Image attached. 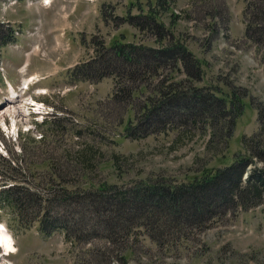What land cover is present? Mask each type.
<instances>
[{"label": "rangeland", "instance_id": "374dc122", "mask_svg": "<svg viewBox=\"0 0 264 264\" xmlns=\"http://www.w3.org/2000/svg\"><path fill=\"white\" fill-rule=\"evenodd\" d=\"M41 1L0 0V32L13 28L15 34L12 41L0 36V179L18 175L44 181L54 166L53 185L67 184L84 199L62 202L69 225L97 234L75 241L62 231L44 236L38 220L27 227L14 207L0 206V224L15 247L6 253L0 245V264H264V199L193 223L191 213L173 220L175 205L130 219L137 207L111 197L100 200L99 208L83 193L112 184L187 182L248 154L243 139L258 130V106L264 105V31L248 36L246 21L254 9L263 15L264 0ZM148 14L163 22L166 37L156 34ZM99 40L106 46L177 40L197 57L202 77L194 79L178 62L177 69L163 67L157 75L146 72V79L128 80L132 95L114 97V76L94 81L71 74L75 63L93 57ZM30 72H39L33 73L39 79L25 89L23 78ZM164 78L203 86L225 99L227 109L240 97L242 110L228 115V125L235 119L225 131L227 118L210 119L212 125L208 120L219 110L216 100L208 113L204 109L212 101L175 108L166 112L168 122L150 118L154 132L129 136L133 127H127L137 123L143 104L158 94V79ZM29 94L33 103L51 105L48 112H34L39 109L27 102ZM256 164L263 162L256 159L248 167ZM128 224H139L130 235L122 230Z\"/></svg>", "mask_w": 264, "mask_h": 264}, {"label": "trees", "instance_id": "16d2710c", "mask_svg": "<svg viewBox=\"0 0 264 264\" xmlns=\"http://www.w3.org/2000/svg\"><path fill=\"white\" fill-rule=\"evenodd\" d=\"M261 13L249 12L251 19L246 21V34L253 37L254 34L264 31V7L261 6ZM149 19L156 25V34L159 37H166V29L163 22L156 19L154 15H149ZM6 35L8 40L15 39L14 30L7 28V31L0 32L1 35ZM159 41V38L157 39ZM97 50L94 57L77 63L72 68V76L75 79H88L99 81L105 76H114L115 91L113 96L125 94L126 97L132 95L133 87L126 83L128 80L136 81L138 79H146V72H151L153 75L159 73L160 68L172 67L177 69L178 62L183 64L187 69L188 75L194 79H200L201 68L197 57L185 45L179 41H168L159 46H151L145 44L122 43V41L114 42L111 46H106L103 41H97ZM139 67H137L136 64ZM137 67L134 69V67ZM138 73V75H137ZM188 79V78H187ZM190 81V79H188ZM159 85L156 88L158 94L149 97L143 104V111L137 117V123H131L127 129L128 135L133 137L145 136L154 132L155 124L149 120L152 116L159 117V122H168L170 115L166 112H171L175 108H190L192 105H205L207 101H212L209 108L213 110L214 102L217 101L219 110L213 113L210 119H220V116L227 118L223 122L225 131L232 126L234 119L228 125V115L235 111V114H240L242 110V99L240 97L232 99V107L226 108L222 97L214 96L203 86H197L192 82L186 85L181 81H168V78L158 79ZM141 84L143 81L141 80ZM140 84V85H141ZM215 107V106H214ZM210 110V112L212 111ZM217 110V109H216ZM210 124H214L212 120ZM258 130L252 135L244 136L243 142L248 151V154L237 155L234 160L224 166H218L202 176L194 178L187 182L175 183L166 182L165 180H156L154 182H141L133 187H119L116 184L112 186L104 185L99 187L96 193H84L85 199L91 198L96 205L99 206L100 200L115 199L119 204H130L132 207H137L135 214L138 215H153L154 211L171 205L177 208H172L174 219H178L183 214L192 215L193 223H200L203 220L217 216L221 213H227L231 210L237 211L240 208L247 209L264 199V105L258 106ZM157 127V125H156ZM160 127V126H158ZM230 130V129H229ZM228 130V131H229ZM228 138V137H227ZM256 159H260L263 165H254L248 167ZM13 160V159H11ZM15 164H17L14 161ZM11 166V165H10ZM50 176L43 180L28 179V181L20 178L18 175H7L4 179H0L2 186L0 189V206L10 205L16 209L20 219H24L23 224L32 225L36 220L39 221L40 229L45 235H50L55 231L62 230L66 237L75 241L77 238L88 240L92 235L97 234L92 230L88 233V228L83 227L82 232L69 225L70 216L64 212L61 204L64 200L71 199L73 201H84L80 199L78 190H68L66 185H53L54 176H58L54 166L51 167ZM247 176L245 177V173ZM35 177V176H34ZM37 178V176H36ZM11 180V181H10ZM65 182V180L61 179ZM112 197V198H111ZM104 203V202H103ZM150 204V205H149ZM100 204L99 208L102 207ZM106 205V204H104ZM148 207L146 213L140 211L141 208ZM152 208V209H149ZM99 210V209H98ZM162 212V211H161ZM67 216V217H66ZM168 218L166 221H173ZM141 224V223H139ZM139 224H128L123 226V232L130 235L133 227ZM94 228V227H93ZM77 239V240H78Z\"/></svg>", "mask_w": 264, "mask_h": 264}, {"label": "bare ground", "instance_id": "6f19581e", "mask_svg": "<svg viewBox=\"0 0 264 264\" xmlns=\"http://www.w3.org/2000/svg\"><path fill=\"white\" fill-rule=\"evenodd\" d=\"M43 2H44L45 4H49V3L51 2V0H48V2H46V1L43 0ZM44 3H43V4H44ZM41 4H42V1H41ZM44 6H46V5H44ZM37 77H38V76H34V74H33V75H31V76H28V78H27L26 81L30 83L31 81H34L35 79L38 80L39 78H37ZM24 82H25V80H24ZM26 84H27V83H26ZM43 92H45V91H43ZM31 99H32V97H31ZM32 100H33V99H32ZM7 111H9V112H11V113H17L14 109H9V110H7ZM0 226H2V232H0V235L6 237L7 240L10 241V244H0V245H1L2 247H4L3 249L6 251V253H9V252L15 250V247H14V238H13V236L10 234V232L6 230V227H5L4 225L0 224Z\"/></svg>", "mask_w": 264, "mask_h": 264}, {"label": "snow or ice", "instance_id": "6c2138e0", "mask_svg": "<svg viewBox=\"0 0 264 264\" xmlns=\"http://www.w3.org/2000/svg\"><path fill=\"white\" fill-rule=\"evenodd\" d=\"M0 232H2V226H0ZM0 244H10V241L6 237L0 235Z\"/></svg>", "mask_w": 264, "mask_h": 264}, {"label": "crops", "instance_id": "0c3cea01", "mask_svg": "<svg viewBox=\"0 0 264 264\" xmlns=\"http://www.w3.org/2000/svg\"><path fill=\"white\" fill-rule=\"evenodd\" d=\"M34 76H36V75H34Z\"/></svg>", "mask_w": 264, "mask_h": 264}]
</instances>
